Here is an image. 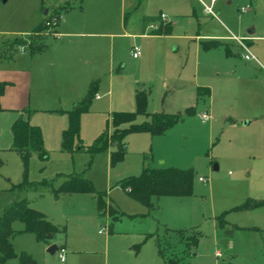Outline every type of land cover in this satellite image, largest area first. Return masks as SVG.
Listing matches in <instances>:
<instances>
[{"label":"rangeland","instance_id":"374dc122","mask_svg":"<svg viewBox=\"0 0 264 264\" xmlns=\"http://www.w3.org/2000/svg\"><path fill=\"white\" fill-rule=\"evenodd\" d=\"M95 1L0 0V69L17 71L31 62L36 65L32 70L34 82L39 81L43 78L41 67L47 63L45 56L49 55L46 52L41 55L33 53L28 45L32 46L35 40L39 41L38 46L45 40L51 48L58 42L73 43L72 47L82 52L77 65L93 77L85 90L62 96L68 103L67 108H74L95 84L89 109L80 117L81 149L66 151L60 143L52 150L45 148L48 154L45 160L32 153L25 173L20 156L11 149L13 123L20 117L33 125L40 121L49 131L59 121L57 112L68 110L54 105L49 96L38 95L35 87L29 86L27 76L14 72L18 74L15 82L18 89L16 93H7L9 106H4L0 100V217L5 207L18 197L11 189V183L22 181L25 175L30 181H49L58 173H84L97 190H108L119 205L116 217L109 213L98 215L96 200L91 193L56 195L52 190L25 189L19 198L25 199L53 223L65 227V232L57 233L53 241L58 247L66 248L67 261L61 262L57 253L44 250L43 243L32 233H23L14 239L16 253H31L37 264H164L159 253L160 242L166 254L175 252L183 264H264V232L234 227L233 236L223 237L224 228L217 219L225 213L229 228L235 223L246 222L242 210L234 208L245 201L247 181L257 184L264 179L256 169L257 164L250 157L241 155V129L230 126L232 122H242L238 116L242 91L237 74L245 75L247 69L241 67L238 73L233 72L222 60L226 55L222 47L212 53H206L202 48L197 54L187 39H177L172 45L167 40L170 44L166 50L149 44L146 39L134 38L132 33H141L139 17L129 13L126 26L122 28L118 24L121 17L118 6L97 7ZM246 2L233 0L228 4L226 0H219L214 5L213 16L205 14L197 0L199 16L192 21V31L222 33L225 28L222 23L231 26L232 22L246 32L250 27L264 25V0H259V4L263 3L260 4L261 14L240 11L238 7ZM46 10L49 13L45 14ZM46 19L57 21L51 26L46 25L43 33L33 34ZM53 31L62 32V37L58 39ZM126 31L131 33L130 36L124 34ZM173 33L182 34L184 31L178 29ZM247 37L249 35L240 38ZM18 39L26 40L17 43ZM175 44L179 45L176 50L173 48ZM135 45H139L144 54L141 62L132 56ZM255 48L264 49V45L260 42ZM255 48L250 47L256 53ZM231 49L232 54L228 55L233 56L231 59L245 61L244 48L231 46ZM138 90L147 92L148 110L182 112L184 117L166 133L153 138L145 132L128 134L124 138L126 153L120 162L113 164L109 151L97 153L92 158L88 149L111 126L112 114L136 110ZM35 106L41 110L33 109ZM192 107L196 113L187 114L186 109ZM16 108H30L31 112L26 110L21 116ZM205 108H209L212 115V119L206 122L199 115ZM145 158L155 167L164 161L161 167L192 168L195 172L192 194L153 198L154 205L147 213L144 204L129 198L117 184L121 178L139 175ZM200 176L205 180L201 181ZM59 184V180L54 182L56 188ZM109 212L113 213L112 207ZM255 212H260L258 219L264 218V207ZM14 226L20 228L22 223L17 221ZM167 228L196 233L198 241L193 246L196 252L187 255L181 235ZM224 238H231L227 245L221 243ZM247 244L253 247L252 256L247 255ZM258 246L261 257L258 256ZM2 264H20V261L16 257Z\"/></svg>","mask_w":264,"mask_h":264},{"label":"crops","instance_id":"0c3cea01","mask_svg":"<svg viewBox=\"0 0 264 264\" xmlns=\"http://www.w3.org/2000/svg\"><path fill=\"white\" fill-rule=\"evenodd\" d=\"M196 1L195 0H96L95 2L98 3L97 7L102 6L108 9L114 5L118 6L117 7V11L119 13L118 15L121 16L120 20L118 21V24L122 26V28L126 26V21H127L129 13H131V15L133 16L139 17V20L141 23V33L140 32L138 33L137 31V33H132L133 34L132 36L134 38L146 39L147 42L150 41L149 44H156L159 48L163 47L167 50L168 43L170 44V41L172 45L173 43L177 41V39H187L189 41V44L192 43L193 47H195L197 54L198 53L200 54L201 49H202L201 43L204 40L216 39V40H221L222 42L227 44L226 46L228 47L229 53H226L227 56L225 55L222 58L224 63L230 66L231 70H233V72L235 73H238V70L241 67H245L247 69V73L245 75L241 76L237 74L239 83L241 85V91H242V104H241V108H239L240 113H238V116H240V118L242 119V122L241 123L232 122L230 126L232 128L234 127V128L241 129V134H242L241 149L243 152L241 155H243L244 158L245 156L250 157V159H252V162L257 164L255 166H258L256 169L259 175L261 177H264V73L262 69L264 68V49L255 48V46H260V42H262L264 45V25L260 27H258L257 25L256 27H250L246 32L245 30L242 31L240 26H236L232 22L231 26H228L222 23L223 26L225 27L224 30H222L223 31L222 33H201L199 29L197 30V32H194L192 31L193 29L191 28V26L193 25L192 21H194V18H197L199 16L198 9L196 6ZM232 1L233 0H226L228 4H231ZM103 2H107L106 3L107 5ZM260 4L263 5V3H260ZM260 4H259V0H247V2L244 4H241L238 7V9L241 11L242 7L249 5L251 7L247 11H242V12L252 11L255 14H261L263 12V9H261ZM63 7L64 6H62L61 8ZM203 11H204V8H203ZM47 12L49 13V11ZM162 14L168 17V21L172 22L173 26H172L171 32L170 33H153L154 30H157L159 28L160 22L164 21L161 18ZM205 14L208 15V13L206 12ZM212 15L214 16V14ZM144 17H158L160 19H158L157 21H150L149 23L144 25L143 23ZM173 18L175 19L174 23H173ZM75 25L77 24H74V26ZM67 28H71V27H67ZM178 29H182L184 33L182 34L173 33L174 31ZM47 31H49V28L47 29ZM58 32L53 31L54 35L58 39H60L62 37V34H61L62 32H59V33ZM64 33L66 32L64 31ZM124 34H127V36H130L131 33L126 31ZM246 35H249V37H247L246 39H243V38L241 39L246 44L250 52H252V54L256 56V59H246L245 57H244L245 61H236V60L231 59L233 58V56H228L232 54L231 46L242 47V45L239 43V41L236 38H234V36L240 38V37H245ZM167 40H170V41L167 42ZM159 41L165 42V44L163 45ZM256 42H259V45H257ZM72 45L74 44L58 42V44H56L53 48H51V46L47 44V48L45 50L38 52L39 55L45 52L47 53V55H49V56H45L46 58L44 60H46L47 63L41 67V75L43 78H40L39 81L34 82L35 74H33V71L36 65L32 64L31 62L26 67H24V69H21V70L17 69V71H13V70L9 71L7 69H0V81L6 80V82H8V84L6 85L8 89L5 88L6 91L0 98L3 105L9 106L8 105L9 103L6 98L7 93L9 92L11 94L16 93L18 89V86L15 84L16 80H18V77H17L18 74L16 73L14 74V72L19 71L23 73L21 74L22 76L23 75L27 76L26 78L29 81V86H31V88L35 87L34 89L36 90L38 95L44 94L43 96L45 97L49 96L50 101H52L54 105L61 106L62 108H65V110H69L70 108H67L68 103L66 102L65 98H63L62 96L63 95L67 96V94L71 95L72 92L76 90H80V91L85 90L90 79L93 77L90 73H88V71H85V70L83 71V69H80L79 65H77L80 59L79 54H81L82 52H80L79 48L72 47ZM136 46L140 48L139 45H135L133 47V50ZM178 46L179 45H176V44L173 45L174 50L178 49ZM251 46H253L256 49V53L251 51L250 49ZM219 47H222L224 51H226L224 45H220ZM219 47H216L210 50H204V51L206 53H212L214 50H219L220 49ZM140 51H141V48H140ZM207 55H212V54H207ZM132 56H133V53H132ZM133 57L135 59H138L139 62H141L143 61L144 54L141 51V54L138 57H135V56ZM4 72H7V73H4ZM192 90L194 91V89ZM56 97H59V99L57 100ZM33 109L38 110V111L41 110V109H38L37 106H35V108ZM16 110L20 111L19 115L21 116H24L26 110L28 113L31 112L30 108H23V109L16 108ZM64 112L66 113V111ZM150 112H153V111H150ZM65 113L57 112V115H59L57 116L59 117V121L57 122V124H55V126L52 127V129L50 128L49 131L46 129L45 124L40 123V121L39 123H37L38 121H35L36 123L35 125H38L42 130L44 146L47 150H52L51 148L58 146V145L60 146V143L62 144V132L68 126V118H66V116L68 117V115ZM170 113H173V112H170ZM203 113H207L210 116V118L206 121H209L210 119H212L211 111L209 108H205L203 111L200 112L199 115L201 116V114ZM19 115L17 114V116ZM32 120L34 121V119ZM148 135L151 138L154 137L150 135L149 133ZM11 149L15 151L13 149V143H12ZM148 161L149 160L145 158L144 167L145 166L155 167V166H151L150 162ZM163 162L164 161H160L161 165L158 164L157 167L158 168L161 167L163 165L162 164ZM58 174L62 175L57 179L61 183V181L64 179L63 175H68L71 173H58ZM118 181H117V184H118ZM247 183H248V187L244 191L245 196H246L245 200H247L248 198L264 199V179L262 182H259L257 184H255L254 181H247ZM13 184L14 183H11V185ZM24 190L21 191L18 194V196H21ZM45 190H50V189H45ZM105 191H107L108 193L107 204L109 207L113 208V213H110V212H106V213H109L116 217L118 216L117 214L118 209L116 207H118L119 205L116 204L115 200L109 194V191L108 190H105ZM124 191L127 194L126 190ZM127 196L131 198L128 194ZM160 197H154V198L159 199ZM262 206L264 207V205ZM262 206L248 209V210H242L243 215L247 217L246 222L244 221V223H235L230 234H227L226 231L224 230L225 234L223 237H231V235L233 234L234 227L236 229L257 230V231L264 232V218H262V220L260 218L258 219L257 217L260 212H255L258 209L263 208ZM96 208H97V202H96ZM97 212H98V208H97ZM148 212L149 210L147 209V213ZM98 215H100L99 212H98ZM157 218L158 217H155V219L157 220V223H159ZM170 229H175V228H170ZM219 236L220 235L217 234L216 237L219 238ZM230 240L231 238L228 239L227 244L229 243ZM53 243H55L53 240L51 241L50 244L43 243L44 250L48 252L47 249ZM245 249L248 251L247 255L252 256L254 254L253 247H251L250 245L247 244L245 246ZM259 249L261 248L258 246L257 248L258 256L261 257L260 255L261 251ZM55 253H57V251ZM57 256H58V253H57ZM66 261L67 259L64 262Z\"/></svg>","mask_w":264,"mask_h":264},{"label":"trees","instance_id":"16d2710c","mask_svg":"<svg viewBox=\"0 0 264 264\" xmlns=\"http://www.w3.org/2000/svg\"><path fill=\"white\" fill-rule=\"evenodd\" d=\"M49 19V18H48ZM158 17H144L143 23L146 25L150 21H157ZM47 20V19H46ZM48 21V20H47ZM47 21H42L34 30L33 34L43 33L47 28ZM47 25V26H46ZM172 22L161 21L160 26L153 33H170L172 29ZM45 37V36H44ZM26 40V39H25ZM25 40H17V43H25ZM38 40L33 41L30 49L33 53L41 52L47 48L45 40L41 46H38ZM204 50L214 49L220 45L225 46L226 53H229L227 44L221 40L209 39L201 43ZM8 82L0 81V98L5 92ZM92 84L88 89L85 98L77 103L74 108L66 111L68 115V126L62 132V148L66 151L80 150V117L83 112H86L88 103L92 94L94 93V86ZM136 110L135 111H119L112 114L110 118V127L108 126L89 147L88 151L91 157L97 153L108 152L111 154V161L113 164L123 160L126 153V145L124 138L134 132H146L150 135H160L166 133L183 117L182 112L168 113L150 112L147 109L148 95L144 90H138L136 93ZM1 109V106H0ZM187 114L196 113L195 107L187 108ZM142 116L143 119L138 118ZM13 133V149L20 156L25 173L28 169L29 158L32 153H37L42 160L48 158L47 151L44 146L42 130L38 125L31 124L28 120L18 118L12 125ZM92 160V159H91ZM62 176L56 175L51 180L30 181L25 175L24 179L11 186L13 191L18 195L24 189H50L57 194L65 193L71 194L76 192L91 193L94 195L97 208L100 215L109 212L107 204V191L97 190L92 181L84 176V173H71L63 175L64 179L56 188L54 182ZM195 172L192 168H178V167H150L145 166L139 175H130L118 181L127 194L134 200L144 204L148 210L154 205V197L163 195L185 196L193 192ZM264 205V199L248 198L236 210H248ZM225 213L218 216L219 225L224 228L227 234H230L232 228L227 227L225 220ZM21 222V228H15V222ZM196 228V227H194ZM181 235L186 248L184 249L187 255L194 254V247L197 245V234L185 233L184 229H170ZM65 232V227L53 223L42 212L33 208L29 203L19 196L15 201L6 206L2 216L0 217V264L5 260L11 258H18L20 264H37L36 259L28 252L22 251L16 253L13 245V239L21 233H32L36 239L45 244H50L57 233ZM159 253L163 256L164 264H183L181 257L175 252L165 253L164 247L159 242Z\"/></svg>","mask_w":264,"mask_h":264},{"label":"built area","instance_id":"2783aa9c","mask_svg":"<svg viewBox=\"0 0 264 264\" xmlns=\"http://www.w3.org/2000/svg\"><path fill=\"white\" fill-rule=\"evenodd\" d=\"M209 1H210V2L208 3V2L205 1V0H199V2L202 4V6H203V8H204V11H205L206 13H208V14H214V10H213V8H214L215 3H216L218 0H209ZM250 7H251V6H249V5H248V6H245V7H242V8H241V11H247ZM214 15H215V14H214ZM58 18L60 19V18H61V15H59ZM161 18H162V20H164V21H168V17H167L166 15H164V14L161 15ZM56 21H57L56 19H53V22H54V23H55ZM53 22H51L50 20H48V21L46 22V24H47L48 26H51L52 24H54ZM234 38H236V39L239 41V43L242 45V47L246 50V52H245V54H244V57H245L246 59H256V56H255L254 54H252V52H250V50L248 49V47H247L246 44L242 41L241 38L236 37V36H234ZM132 53H133V56L138 57V56L141 54L140 48H139L138 46H136V47L134 48V50H133ZM200 117H201V119L204 120V121H206V120H208V119L210 118L209 114H207V113H203V114H201ZM199 179H200L201 181H204V180H205L204 177H202V176H200ZM57 253H58V257H59L60 261H61V262H64V261L66 260V253H67L66 248L63 247V246L59 247L58 250H57Z\"/></svg>","mask_w":264,"mask_h":264},{"label":"water","instance_id":"95a60500","mask_svg":"<svg viewBox=\"0 0 264 264\" xmlns=\"http://www.w3.org/2000/svg\"><path fill=\"white\" fill-rule=\"evenodd\" d=\"M4 1H6V0H4ZM47 11H48V10L45 11V14H47ZM215 168H217V164H215ZM227 242H228V239H227V238H225L224 240L221 241V243L224 244V245H226ZM57 249H58V245H57L56 243H53V244H51V245L49 246V248H48L47 250H48V252H50L51 254H54V253L57 251Z\"/></svg>","mask_w":264,"mask_h":264}]
</instances>
